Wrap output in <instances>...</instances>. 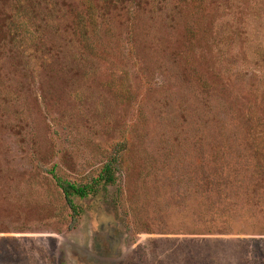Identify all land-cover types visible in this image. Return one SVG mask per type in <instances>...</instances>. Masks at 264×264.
I'll use <instances>...</instances> for the list:
<instances>
[{
  "label": "rangeland",
  "instance_id": "1",
  "mask_svg": "<svg viewBox=\"0 0 264 264\" xmlns=\"http://www.w3.org/2000/svg\"><path fill=\"white\" fill-rule=\"evenodd\" d=\"M87 5L0 0V264H264V0Z\"/></svg>",
  "mask_w": 264,
  "mask_h": 264
},
{
  "label": "trees",
  "instance_id": "2",
  "mask_svg": "<svg viewBox=\"0 0 264 264\" xmlns=\"http://www.w3.org/2000/svg\"><path fill=\"white\" fill-rule=\"evenodd\" d=\"M96 1H109L110 0H86L87 10L89 11V21L91 24L98 20L96 14ZM121 2L123 0H120ZM127 1V0H124ZM113 152V154L108 158V160L103 164L100 169L99 174L96 177H92L86 182H76L67 180L61 175H58L54 170H50V173L56 183L63 193L64 199L67 205L72 209L75 215H78L79 205L76 200H82L91 197L97 202L106 198L109 188L117 184L118 173H119V160L120 152L126 150L125 143H119Z\"/></svg>",
  "mask_w": 264,
  "mask_h": 264
}]
</instances>
